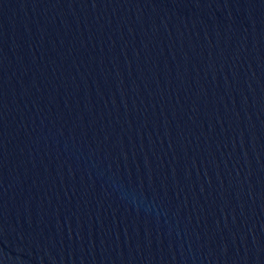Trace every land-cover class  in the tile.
Masks as SVG:
<instances>
[{
    "label": "water",
    "instance_id": "water-1",
    "mask_svg": "<svg viewBox=\"0 0 264 264\" xmlns=\"http://www.w3.org/2000/svg\"><path fill=\"white\" fill-rule=\"evenodd\" d=\"M0 264H264V0H0Z\"/></svg>",
    "mask_w": 264,
    "mask_h": 264
}]
</instances>
